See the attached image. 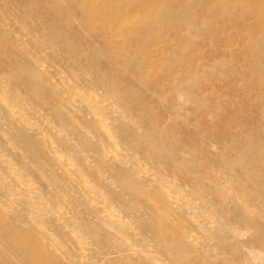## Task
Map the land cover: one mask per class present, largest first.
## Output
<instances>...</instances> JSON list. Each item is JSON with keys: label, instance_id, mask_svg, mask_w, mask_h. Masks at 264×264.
Masks as SVG:
<instances>
[{"label": "bare ground", "instance_id": "obj_1", "mask_svg": "<svg viewBox=\"0 0 264 264\" xmlns=\"http://www.w3.org/2000/svg\"><path fill=\"white\" fill-rule=\"evenodd\" d=\"M198 10L239 28L243 42L228 44L227 54L190 75L206 57L200 46L213 49L216 39L229 41L233 35L210 20L198 21ZM3 22L37 33L29 32L28 43L21 35L12 37ZM91 34L107 45L111 37L118 42L119 66L140 74L136 81L142 90L120 78L104 83L107 66L111 74L115 68L107 65L103 43H94ZM241 43L238 65L233 53ZM157 47L163 50L155 60ZM62 49L60 59L108 88L109 97L82 88L62 97L49 86L50 71L37 62L42 54ZM0 66V141L11 144L24 169L40 181L36 186L33 176L0 151L2 262L63 264L60 255L74 245L78 252L68 250L71 264H97L95 252L102 255L98 264H264V0H0ZM160 74L166 75L164 86ZM214 80L224 87L206 86ZM116 109H126L132 118L121 131L123 142L150 158L157 171L142 170V175L129 165L128 153L115 152L118 166L110 177L118 185L106 196L67 153L73 147L83 157L84 149L103 155L118 148L120 138L109 126L124 119ZM176 127L197 130V145L190 146ZM62 130L61 146L55 145L51 140ZM164 165L195 186L193 200L186 203L175 186L164 183ZM48 170L56 171L54 176L48 178ZM68 194L77 206L82 202L94 209L97 219L58 215ZM200 200L204 205L198 210ZM127 209L144 215V232H138L135 219L124 222ZM188 218L201 229L207 248L188 237L182 225ZM116 251L122 259L111 261Z\"/></svg>", "mask_w": 264, "mask_h": 264}, {"label": "rangeland", "instance_id": "obj_2", "mask_svg": "<svg viewBox=\"0 0 264 264\" xmlns=\"http://www.w3.org/2000/svg\"><path fill=\"white\" fill-rule=\"evenodd\" d=\"M219 11L220 10H217L216 14L219 13ZM196 18H198V21H202V22L210 20L211 24L213 25L214 28H221V27L223 28L224 27L225 31L231 32V35L232 34L233 35H232V38H228L229 41H227L226 38H221V39L218 38V39H216V43H215L216 45L214 46L213 49H211L209 46L206 45L208 43H204L203 46H200V48H201L200 51L204 52L206 57L203 60V62L196 63L195 65L192 66L190 75L201 74L204 71V69L206 68L207 64L210 61H212L213 58H218L221 55L227 54L226 49L228 47V44H230L232 42L233 43L243 42V38L241 37L239 28H235L234 26H231V25L224 26V25H222V23L220 24L219 23V18L214 14V12L209 14V15H207L205 10H198L196 12ZM4 23L5 22H3V24ZM217 23H219L220 25H217ZM216 25H217V27H216ZM4 26H5L6 30L10 32V35L12 37L13 36L17 37L18 35H21V36H23V40L28 42V43H29V40H30V37H31L30 36L31 31L34 32V33H37L33 29H30V31H29L28 28L22 29V26H24V24H21V23L19 24V26L15 25V24H12V25L9 26V23L4 24ZM7 31H6V34L8 35ZM217 31H220V29L219 30L217 29ZM117 38H119V37L117 36ZM237 38H239V39L236 40ZM90 39H92V41L94 43H96V44H102L103 41H104L101 37H97L94 34L90 35ZM111 42L112 43H110L108 41V45H107V43H105V44L103 43L102 45H100L101 48H102V51L104 52V56L106 57V61L108 63L107 65L111 64L112 67L115 68V73L111 74V73H108L109 67L107 66V71H106L107 73L105 72V74L103 76L104 83L105 84H109L115 78H120V79H124L125 81H129L130 84H132L134 87H136L137 89H141L142 90V87L136 81L137 78L140 77V74L137 73V71H135V70L124 71V70L121 69V67L119 66V64H120L119 44H118V42L115 43V39L113 37H111ZM119 42H121V41H119ZM242 46H244V45L241 43L239 45V48L236 47L234 49L235 52L233 53V56L235 57V60L237 61V59H238V61L236 62L238 65H239V60L242 59V54L239 52V50H240V48ZM17 48H18V46L17 47L15 46V49L13 50V55H14V53L17 52ZM156 49L157 50L151 56L155 60L161 57L162 50H163V49L159 50L158 47ZM63 52H65L63 49L53 52L54 54H49L50 52L48 51V53L42 54L40 56L41 59H39L38 62L36 61L38 63V66H40V67H42V66L48 67V69L50 71L48 73L51 75L50 76L51 79H50V82H49V86L53 90H56L57 92H59L61 94V96L63 95L62 97L68 96V95L73 96L76 93L77 89L80 90L81 88L84 89V92H87L88 94H96L100 98L109 97L108 88H106V87L103 88V87H101L100 85H98L95 82L92 83V81H90L89 79H86V76L82 72H80L79 69H77L75 66H73L71 64V62L65 61V60H61L60 56H61V53H63ZM86 53H87V55H90V56L93 55V53H92V51L90 49H87ZM54 55L57 56V59H54ZM20 64L23 65V63H20ZM116 69H118V72H116ZM0 72H1V70H0ZM6 73H2V74H6ZM171 75H173V74H171ZM6 77H8V76H6ZM159 77H160L159 78V83L164 86V81H166V75L160 74ZM12 81L13 80H11L10 78H8V80L6 79V83L8 85H11L12 83L14 84V82H12ZM206 86L207 87L208 86H212V87H216V88H219V89L224 87L222 85L221 81H219V80H214L212 83H209V85H206ZM31 103H33V102H31ZM33 104L35 106H39L40 108H42V105L39 104V103H37V104L33 103ZM116 110H118V115L119 116L121 115V117H124V119L120 120L118 125H114L115 127L113 126V124L111 122H110L109 126L112 129V132H113L112 134L118 135V137L120 138L119 139V142H120L119 144H121V145L118 147L119 149L116 148V147H113V146H111L110 144L107 143V148H109L111 146V147H113L112 148L113 151L108 152V150H107V152L104 153L103 155H100V152L92 151L91 149H88L90 151H88L87 149L86 150L84 149L86 155L83 153L84 155L82 157V154L78 155L79 154V153H77L78 151L75 148H73V147L68 149L69 152L67 153L68 156H70L71 159H73V160L75 159L74 162L77 165H79V167H80L79 169H81V170H83L85 172V175L87 177L86 179L87 180L89 179L88 182L90 184L94 185L95 188L97 187L96 189L100 190V192H102L104 195L106 194V196H110L109 194L113 191L112 187L118 185V180H116L115 178L112 179L110 176L112 175V172H111L112 167L113 166H116V167L118 166L117 162L114 160V156L119 151L124 152V153H128V156L130 157L129 165L131 167H133V168H137L139 170L138 173L141 172V174L143 175L142 170H145L147 173H148V170L152 171L153 173H154V171H157L156 167H155L156 164L150 158H146L145 156L141 155L140 153H137L135 151V149L133 148V146L126 145L123 142L122 136H120L121 135V131H122V129L124 127H128L129 124H132V121H131L132 118H131L130 115H128L129 113L126 112V109H116ZM47 116H49L50 118H53L52 120L56 124L58 123V119L56 118V116L52 115L51 113H49ZM79 122L82 123L81 121H79ZM204 126H206V125H204ZM200 129L202 131H204L205 127H200ZM64 131L65 130H62L57 135L54 134V136H53L51 141L54 142L55 145L57 144V145L61 146L60 137H61V134H63V135L65 134L66 131L65 132ZM176 131H177V133H183V134L188 136V138L190 139L189 140V145L190 146L197 145V141H195L196 138H198V133H199L197 130L194 131V129L190 128L189 130L182 131V130H180V128L176 127ZM204 134L207 136L206 133H204ZM101 138H103V136H101ZM130 150H131V152H130ZM0 151L2 153H4L3 157H4L5 160H8V158H10L8 160V162H10V160H11L13 163H15L20 168H22L25 172L30 174V176H33L34 184L36 186H40V181H39L38 177H36L32 173H30L27 170H25L24 169L25 166H24L23 162H20V161L17 160L14 152L18 153V151L14 147H12L11 144L9 145V143L7 144L6 142L5 143H1V141H0ZM76 155L81 157V159L78 158ZM25 160H29V159L27 158ZM131 163L134 166H132ZM61 167H63V166H60V165L58 166V171L57 172L61 171ZM261 169L264 170V167H261ZM51 172H56V171H49L48 170L47 171V176H48V174H50V176H54V174L51 173ZM160 175L164 176V180H165L164 183L166 185H168V184L170 185L169 189L172 188L171 185L176 187L175 192L178 193L179 195H183L182 197L184 198L186 203L190 202L191 199L193 200L192 195H193V192L196 191L195 190V186L190 181H188L185 177H183L180 172L174 171L171 167L164 165V168H162V171L160 172ZM106 176H108L109 178H106ZM48 178H49V176H48ZM261 180L264 183V174H262ZM147 181L150 182V180H148V179H147ZM177 186H178V188H177ZM96 189H95V191H97ZM64 195H67V193H64L63 196ZM68 198L70 200L68 199V201L65 202L66 206L60 209L59 213H57L58 215H60L61 217H64V216L68 217L69 215L72 216V217H75V215L77 213H81L83 216H85L84 217L85 219H83L84 221H86L89 217H91V218L93 217V218L97 219L95 217V214H94V211H95L94 209H91V208L89 209L82 202H81V205L77 206V204L72 203L71 195H69V194H68ZM129 199L133 201V199L131 197H129ZM211 201H212L213 204H215L214 208L216 206H218L216 204V202H214V198H212ZM195 204L197 205L198 210H199V207L201 205H204V204H202V201L201 202L196 201ZM198 204H200V206ZM214 210H216V209H214ZM123 215L125 217L124 222H126V221L131 222L132 219H135V224H136V228H137L138 232H140V233L144 232V229L142 228V226H143L142 218L144 219V215L142 213H138L136 211L131 212L129 209H127V210L123 211ZM202 215H203L202 213H200V215L197 214V212L195 213V216L196 217L199 216L198 218L200 220H202V218H203ZM146 220H150L149 222L151 223V222H153L152 221L153 217L148 216V219H146ZM187 221H188V223H186V222L184 223L182 221L183 222L182 225H184V230L188 231V234L190 235L188 237L192 238L194 240L193 243L197 244L199 247L207 248V241H206L207 239H206L205 236H203V233H202L201 229L197 228L195 223H193L194 221L192 222V220L190 218H188ZM176 222L179 223V220H176ZM209 224H211V223H209ZM190 226H192V227H190ZM215 226H216V224H215ZM216 228L219 229L218 226ZM52 232L53 233L54 232L60 233L62 231L58 232L56 230H52ZM64 233H65V231H64ZM68 235L69 234H67V236ZM52 239L56 240V237L53 235ZM67 240H65V241H67ZM88 240H89L90 243H92L91 239L89 238V236H88ZM151 242L152 243H151L150 246H153L154 247L153 250L156 251L158 249V245L156 244L157 241L154 242L153 238H151ZM142 243H146V242H142ZM97 247H98V251H100V247L99 246H97ZM72 249H74V251H77L76 246L72 245L70 247V245H69V247L66 250V252L63 253L62 255H60L59 259H60V261L61 260L63 261V264H71L69 262L70 256L68 255V250L73 252ZM123 250L126 253V251L129 250V247L125 246V247H123ZM158 252L161 253L160 251H158ZM95 253H96L95 259H96V262L98 264V261L100 262L102 255L99 252H95ZM121 259H122V257L119 256L118 252L112 254L111 261H117V260H121ZM55 262H56V260H55ZM55 262H54V264H57ZM198 263L199 264H204L205 262H202V263L198 262ZM0 264H6V263L2 262L1 259H0Z\"/></svg>", "mask_w": 264, "mask_h": 264}]
</instances>
